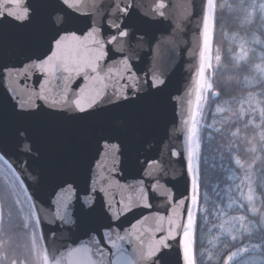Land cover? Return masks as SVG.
I'll return each instance as SVG.
<instances>
[{
  "label": "water",
  "instance_id": "water-1",
  "mask_svg": "<svg viewBox=\"0 0 264 264\" xmlns=\"http://www.w3.org/2000/svg\"><path fill=\"white\" fill-rule=\"evenodd\" d=\"M125 6L132 10L133 26L124 28L128 35L121 36L115 25L123 27ZM18 7L20 12L35 9L36 15L31 24L0 18V148L9 153L0 156L32 197L50 255L52 246L60 248L65 238L75 246L72 240L88 241V229L111 223L112 239L117 232L129 234L118 241L124 250L119 264H127L128 258H136L134 251L146 252L167 235L169 220L186 222L187 205L179 203L190 189L185 121L192 107L188 101L195 99L207 0H21ZM65 12L78 36L96 30L105 45L104 70H114L106 81L108 91L123 89V97L79 112L71 102L80 87L92 86L90 81L76 78L64 85L29 67L47 52V18L51 15L55 21ZM160 79L165 84L153 86V80ZM64 88L68 102L52 106V94ZM38 93L46 99H39ZM65 180L74 190L76 184H87L95 191L80 193L78 203ZM93 197L106 210L111 205L119 217L113 212L86 215L80 203ZM50 232L56 233L54 241ZM170 243V264H184L182 246L176 240ZM105 246L116 252L111 244ZM138 264L151 261L141 259Z\"/></svg>",
  "mask_w": 264,
  "mask_h": 264
},
{
  "label": "snow or ice",
  "instance_id": "snow-or-ice-1",
  "mask_svg": "<svg viewBox=\"0 0 264 264\" xmlns=\"http://www.w3.org/2000/svg\"><path fill=\"white\" fill-rule=\"evenodd\" d=\"M21 0H2L0 2V18L12 17L18 21H25L31 24L33 18L36 15L35 9L30 13L28 8L25 7L22 12L19 11V5ZM63 4H68V0H62ZM74 7V5H69ZM160 7L163 8L164 4L161 3ZM215 0H207V14L203 17V45L199 53L200 66L197 73V81L195 86V99L189 100L188 103L192 105L190 109V116L185 124L189 125L187 129L188 136V156H187V171L190 173V189L187 197L179 201L181 205H187L185 208V221L183 224L169 220L168 233L162 236L155 244H150L146 252L141 251L133 255L135 259L128 258L127 264H138L139 260L145 259L151 261V264H170L169 251L171 249L170 241L176 240L177 243L182 246L183 249V261L184 264H197L195 256L194 243H195V229L197 224V214L201 211V167H200V120L202 118V111L204 104L207 103L208 97L206 92H211L214 88L213 83L207 78L206 73L208 70L214 68L213 59L218 64L221 61V56L216 54L212 55V41H213V29H214V13H215ZM240 7L247 12L248 8L252 9V12L262 11L264 12V3L256 5L255 3L245 4L244 0H241ZM63 10V9H61ZM125 13V22L123 27L121 25H115L119 30L121 36H127L128 33L124 31V28L132 27L131 9L128 6L122 10ZM163 16L164 13L160 12ZM246 19H251V13H247ZM49 27V33L47 35V52L43 57H38V62L32 63L29 67L32 69H38L50 80H56L64 85H67L70 81H74L76 78H80L86 82H91V87L88 83L84 87L79 88V95L71 102V107L79 112H87L91 109L100 108L102 105L114 100L116 97H123V89H113L111 93L108 91L107 80L111 79L110 74L114 71L112 68L107 69L105 72L101 61L105 58L106 52L104 50V42L97 38L98 33L95 29L87 33L86 36L81 37L76 32L71 31V17L65 12L64 17H56V20L51 19V15L46 21ZM23 26V25H21ZM264 27V23L261 24ZM113 40L115 37L112 38ZM50 53V54H48ZM218 53V50H217ZM248 55L245 49V44L241 40L240 51L238 53V59L244 60ZM258 69L264 71L260 65H257ZM103 73V75H102ZM47 82V81H46ZM165 81L153 80V86L159 88L164 85ZM135 88V83L131 85ZM41 91H45L43 85H41ZM47 91L52 94L51 89ZM219 95V93H213ZM53 99L51 100L52 106L58 104H66L68 102V90L64 88L60 93L52 94ZM59 95L60 99H56L55 96ZM39 99H46L45 96L38 93ZM21 108L24 105H20ZM29 108H36L37 105L29 104ZM251 108V105H249ZM217 112L222 109L217 108ZM252 108V111H255ZM243 112L244 109L242 108ZM260 116L264 117V108L260 110ZM21 129H17V136H19ZM22 131L29 132L28 128H23ZM264 136V133H262ZM27 147V146H26ZM0 152H4V155H9L3 148H0ZM180 155V153H176ZM3 156H0V160ZM236 162L239 164L240 161L237 158ZM23 170V169H22ZM13 175H16L13 171ZM232 179H235L233 173ZM17 181L19 177L16 176ZM23 183V181H19ZM68 185V191L73 193L76 201H81L80 193L87 194L91 189L87 184L81 187L76 184V189L72 188V184H69L67 180L64 181ZM75 183V181H73ZM247 185V191L245 192L241 186H237L239 191V197L242 200L248 202L249 205L253 204L256 199V190L252 187V179L249 175H245L241 184ZM228 192L231 193L232 189L229 188ZM229 200L232 201L231 195ZM29 205L27 211L21 212L23 214V221L17 222L12 211H8L7 219H5V203L8 202L9 196L0 189V233H4L9 236V241L13 240V233H19L18 239L25 240L24 251L26 256H32L36 261V264H119L121 259L124 257V250L118 241L127 240L129 234L124 236L115 234V239H112L111 223L107 225H101L100 228H90L84 233L88 236V241L83 242L79 240H72L71 246L68 243L70 237L65 238L64 243L60 248L52 246L51 255L49 254L48 247L42 243L44 240L43 232L40 230V217L35 212L36 205L31 203L32 197L27 196ZM205 202L208 200V196L204 194ZM15 204L19 205L20 200L15 199ZM8 208H12V203H7ZM67 206V205H66ZM81 210L86 215L97 214L100 216H107L108 212H113L114 217L118 218L120 213L113 209L111 205L105 208V204L99 202L94 197L92 199H84L80 203ZM228 208L232 207V203H229ZM240 208H244L243 204L239 205ZM130 210V209H129ZM207 213V209L204 210ZM252 212H256V208H251ZM207 218V216L205 217ZM213 228H218L222 235L230 237L231 241H243L246 236H251L252 231L257 228H261L264 231V226L258 225L255 222L247 221L246 216H228L227 211L224 210L221 204L215 205V211L212 212ZM63 219V217L61 218ZM109 221L113 219V216L108 217ZM79 222L77 221V224ZM104 229H108L105 231ZM159 231V229H158ZM238 233L234 235L233 233ZM49 240L54 241L56 239V233L50 232L48 234ZM143 241H141V244ZM5 244L4 240H0V246ZM106 244H111L116 252L110 253L106 250ZM235 246V245H233ZM253 247H259L254 245ZM19 248V245L14 243L8 244V252H13ZM248 246L235 247V250H231L228 244H223L221 248L217 249L215 255L210 253L215 264H231L236 257L241 253L247 252ZM8 252H0V264H4L7 260ZM114 255L115 259L110 261L109 256ZM11 264H18L16 259L11 260ZM20 264H25L21 261ZM236 264H245L244 261H236Z\"/></svg>",
  "mask_w": 264,
  "mask_h": 264
},
{
  "label": "trees",
  "instance_id": "trees-1",
  "mask_svg": "<svg viewBox=\"0 0 264 264\" xmlns=\"http://www.w3.org/2000/svg\"><path fill=\"white\" fill-rule=\"evenodd\" d=\"M240 2L215 0L212 55L219 54L221 61L217 64L213 59L214 68L207 71V78L214 88L206 92L208 100L201 119V211L197 214L194 243L197 264H215L209 254L215 255L223 244H228L233 251L235 247L248 246V251L241 253L231 264H236L237 260L245 264H264V231L261 228L254 229L250 237L237 242L212 227V212L216 204H221L229 217L244 215L246 222L264 226V117L260 116L259 111L264 108V71L257 68V65L264 68V27H261L264 12H252L251 8L246 12L240 7ZM244 3L259 5L264 0H244ZM247 13H251V19H246ZM241 40L248 52L244 60L238 59ZM217 108L222 111L217 112ZM252 108L256 110L252 111ZM233 173L235 179L231 178ZM245 175L251 177L252 187L256 190V199L251 205L239 197L237 190L239 185L247 191L246 183L241 184ZM8 176L16 179L7 164L0 160V189L9 196L4 208L5 219L8 211H12L19 223L23 221L21 209L25 210L21 203H14L18 197ZM229 188L232 189L231 193L228 192ZM205 193L208 196L206 202ZM9 202L12 203L11 209L7 206ZM229 203H232L231 208L227 207ZM240 204L244 208H240ZM252 207L256 208V212L251 211ZM18 236L19 233H13V240L9 241L8 235L0 233V240L5 241L0 246V252H8L9 243L19 245L17 250L8 252L9 258L4 264H11L12 259H16L18 264L21 261L36 264L32 256L25 255L26 241L18 239Z\"/></svg>",
  "mask_w": 264,
  "mask_h": 264
},
{
  "label": "rangeland",
  "instance_id": "rangeland-1",
  "mask_svg": "<svg viewBox=\"0 0 264 264\" xmlns=\"http://www.w3.org/2000/svg\"><path fill=\"white\" fill-rule=\"evenodd\" d=\"M206 76L208 77L207 73H206ZM203 113H204V106H203L202 116H203ZM200 131H201V120H200ZM199 136H200V133H199ZM8 179H10L11 185H12L14 191L16 192V195H17L18 199L20 200L21 205L23 206L24 210L27 211L28 207H27L26 203H28V205H29V201L27 199V196H26L23 188L20 187L17 179H11L9 176H8Z\"/></svg>",
  "mask_w": 264,
  "mask_h": 264
}]
</instances>
